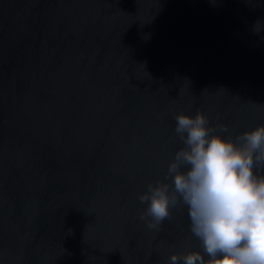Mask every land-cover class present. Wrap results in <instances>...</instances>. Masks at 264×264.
<instances>
[{
  "label": "water",
  "instance_id": "obj_1",
  "mask_svg": "<svg viewBox=\"0 0 264 264\" xmlns=\"http://www.w3.org/2000/svg\"><path fill=\"white\" fill-rule=\"evenodd\" d=\"M198 112L264 126V0H0V264L204 255L186 206L149 228L139 200Z\"/></svg>",
  "mask_w": 264,
  "mask_h": 264
},
{
  "label": "clouds",
  "instance_id": "obj_2",
  "mask_svg": "<svg viewBox=\"0 0 264 264\" xmlns=\"http://www.w3.org/2000/svg\"><path fill=\"white\" fill-rule=\"evenodd\" d=\"M175 119L185 147L167 168L172 190L167 183H149L139 196L148 205L141 219L156 228L171 218L170 207H187L204 255H172L171 264H264V174H257L264 171V126L244 132L237 144L212 135L202 113Z\"/></svg>",
  "mask_w": 264,
  "mask_h": 264
}]
</instances>
